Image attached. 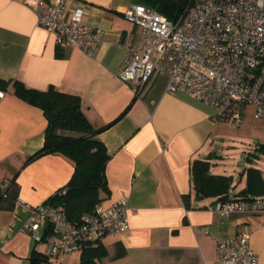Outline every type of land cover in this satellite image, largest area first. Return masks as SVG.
Returning a JSON list of instances; mask_svg holds the SVG:
<instances>
[{
  "label": "crops",
  "instance_id": "1",
  "mask_svg": "<svg viewBox=\"0 0 264 264\" xmlns=\"http://www.w3.org/2000/svg\"><path fill=\"white\" fill-rule=\"evenodd\" d=\"M132 2L65 1V17L81 8L84 18L104 31L95 55L89 56L77 47L57 45L53 33L37 23L32 0H0V79L78 95L93 127L116 119L96 135L109 154L108 192H100V202L107 205L124 197L128 223L99 242L105 254L97 264H222L219 240L241 231L250 236L257 264H264V213L222 216L210 208L218 196L196 197L191 171L193 160H208L212 174L232 176L226 198L264 196L262 165L254 160L236 169L214 160L215 138L224 120L194 97L170 92L168 72H156L139 95L118 76L127 46L139 37V27L123 15ZM46 125L41 108L0 84V182L18 186L11 207L0 208V264H31L34 250L43 253L45 243L36 245L23 231V222L31 206L46 201L74 171V163L61 154L31 158L43 146ZM250 167L260 176L249 172ZM81 251L50 262L79 264Z\"/></svg>",
  "mask_w": 264,
  "mask_h": 264
},
{
  "label": "built area",
  "instance_id": "2",
  "mask_svg": "<svg viewBox=\"0 0 264 264\" xmlns=\"http://www.w3.org/2000/svg\"><path fill=\"white\" fill-rule=\"evenodd\" d=\"M40 26L59 46H74L94 56L103 29L84 18L81 8L64 16L66 0H32ZM124 17L139 27L137 42L127 46L118 76L135 93L158 71L169 74L167 89L183 92L211 107L215 118L240 125L243 108L255 107L264 117V0H193L174 21L150 6L130 3ZM10 181L0 182L5 192ZM126 199L99 202L91 212L69 219L63 204L44 201L31 206L23 231L35 244L45 243L48 258L97 245L105 236L127 228ZM226 216L234 211L264 213V196L218 199L211 206ZM241 231L220 239L217 257L222 264H257L259 257Z\"/></svg>",
  "mask_w": 264,
  "mask_h": 264
},
{
  "label": "trees",
  "instance_id": "3",
  "mask_svg": "<svg viewBox=\"0 0 264 264\" xmlns=\"http://www.w3.org/2000/svg\"><path fill=\"white\" fill-rule=\"evenodd\" d=\"M133 2L155 8L176 21L183 16L185 8L191 5L193 0H133ZM57 55L61 56L62 53L57 51ZM0 84L4 89L11 87L15 95L41 108L47 119L43 146L31 158L56 153L74 163V171L68 182L47 201L54 205L63 204L69 219H77L83 213L91 212L102 200L100 192H108L105 166L109 154L96 135L116 119L105 125L93 127L83 113L80 97L76 94L61 91L54 86L44 90L28 87L19 79H0ZM129 105L118 117L125 113ZM248 170L260 176V172L253 167ZM191 171L197 198L218 196V199H226L232 176L212 174L209 161L204 159L193 160ZM17 192L18 186L14 182L10 183L5 192L0 191V208H10ZM104 254L105 249L101 243L88 245L81 251L79 264H97V260ZM30 260L31 264H51L50 258L37 250L32 252Z\"/></svg>",
  "mask_w": 264,
  "mask_h": 264
},
{
  "label": "rangeland",
  "instance_id": "4",
  "mask_svg": "<svg viewBox=\"0 0 264 264\" xmlns=\"http://www.w3.org/2000/svg\"><path fill=\"white\" fill-rule=\"evenodd\" d=\"M243 109L245 114L240 125L230 124L226 121L220 123L219 134L215 138L216 142L213 147L215 150L213 159L236 169L252 165L256 160L264 169V147H262L264 144V119L254 117L252 105Z\"/></svg>",
  "mask_w": 264,
  "mask_h": 264
}]
</instances>
